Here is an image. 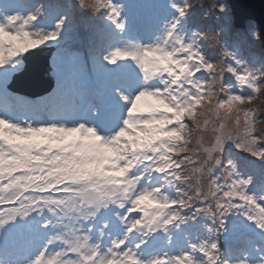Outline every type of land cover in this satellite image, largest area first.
<instances>
[{
    "label": "snow or ice",
    "instance_id": "1",
    "mask_svg": "<svg viewBox=\"0 0 264 264\" xmlns=\"http://www.w3.org/2000/svg\"><path fill=\"white\" fill-rule=\"evenodd\" d=\"M133 7L0 0V264H264V28L201 26L223 0H153L147 27ZM53 49V92H9Z\"/></svg>",
    "mask_w": 264,
    "mask_h": 264
},
{
    "label": "rangeland",
    "instance_id": "2",
    "mask_svg": "<svg viewBox=\"0 0 264 264\" xmlns=\"http://www.w3.org/2000/svg\"><path fill=\"white\" fill-rule=\"evenodd\" d=\"M126 2L129 3L130 5L134 6L133 12L135 13V15L137 17L138 22L142 26L147 27L151 24V23H149V21L151 20L152 10L150 8L146 7V5L151 4L153 2V0H141L138 3H133V0H126ZM212 2H214V0H210V3H212ZM223 2L225 3V0H223ZM225 4H227V3H225ZM144 8H146V10L142 11ZM225 19L232 22L231 15L229 13V8H228V16L227 17L221 18L220 14L218 12L212 11L208 15V20L205 23H200V21H199V23L205 27L211 26L213 28H216L218 31L221 26H224V20ZM230 27H231V24H229L228 27L225 28L224 33L220 36V44L221 45L227 43V40H228L229 44H231L235 41L236 37H235L234 33L229 30ZM256 41H260V40H255L254 42H250L246 46V47H248L249 45H252L255 43V46L252 49L245 50L244 54L246 56H247V54L248 55H256V56L264 55V50L260 46V43L256 42Z\"/></svg>",
    "mask_w": 264,
    "mask_h": 264
},
{
    "label": "water",
    "instance_id": "3",
    "mask_svg": "<svg viewBox=\"0 0 264 264\" xmlns=\"http://www.w3.org/2000/svg\"><path fill=\"white\" fill-rule=\"evenodd\" d=\"M233 17L237 24H244L252 20L257 25L264 28V0H226ZM264 47V40H260ZM18 89V86H15Z\"/></svg>",
    "mask_w": 264,
    "mask_h": 264
},
{
    "label": "bare ground",
    "instance_id": "4",
    "mask_svg": "<svg viewBox=\"0 0 264 264\" xmlns=\"http://www.w3.org/2000/svg\"><path fill=\"white\" fill-rule=\"evenodd\" d=\"M92 46H94V45H92ZM35 65H34V63H33V60H29V63H28V67L30 68V69H33V67H34ZM45 80H47V78L45 79Z\"/></svg>",
    "mask_w": 264,
    "mask_h": 264
},
{
    "label": "trees",
    "instance_id": "5",
    "mask_svg": "<svg viewBox=\"0 0 264 264\" xmlns=\"http://www.w3.org/2000/svg\"><path fill=\"white\" fill-rule=\"evenodd\" d=\"M206 3H209L210 4V0H206ZM206 9V8H205ZM207 10V9H206Z\"/></svg>",
    "mask_w": 264,
    "mask_h": 264
}]
</instances>
